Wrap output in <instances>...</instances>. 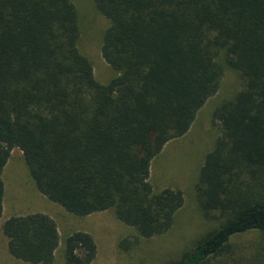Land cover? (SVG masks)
Returning <instances> with one entry per match:
<instances>
[{"label": "trees", "instance_id": "obj_1", "mask_svg": "<svg viewBox=\"0 0 264 264\" xmlns=\"http://www.w3.org/2000/svg\"><path fill=\"white\" fill-rule=\"evenodd\" d=\"M92 1L107 20L99 53L114 74L104 83L78 50L70 0H0V174L16 147L37 190L65 211L112 209L142 237L161 233L182 194L152 190L150 160L188 130L222 63L241 86L212 110L218 135L194 183L217 225L170 264H209L233 236L264 234V0ZM1 193L0 178V213ZM1 231L29 263H49L60 241L43 212L11 215ZM95 252L88 232L62 241L65 264Z\"/></svg>", "mask_w": 264, "mask_h": 264}, {"label": "rangeland", "instance_id": "obj_2", "mask_svg": "<svg viewBox=\"0 0 264 264\" xmlns=\"http://www.w3.org/2000/svg\"><path fill=\"white\" fill-rule=\"evenodd\" d=\"M70 2L76 13L78 50L89 60L94 77L104 83L114 74L99 53L107 20L92 0ZM240 86L238 73L221 63L217 90L196 111L188 130L165 142L150 160L147 180L152 190L168 187L182 194V205L173 213L168 227L150 237H142L133 227L120 222L112 209L87 215L65 211L37 190L20 150L11 148L0 174V264H35L12 257L7 252L6 237L1 231L7 217L31 212L49 215L57 227L60 241L47 264H65L62 241L75 230L88 232L95 242L96 252L88 264H170L178 260L217 225L215 219L205 218L202 214L195 198L194 183L203 156L212 148L218 135L211 121L212 110L231 98ZM209 264H264V234L252 231L233 236L230 251Z\"/></svg>", "mask_w": 264, "mask_h": 264}]
</instances>
